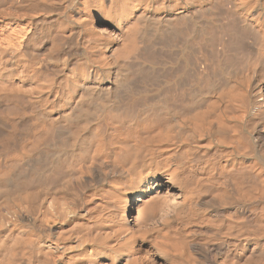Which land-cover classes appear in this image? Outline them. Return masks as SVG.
I'll return each instance as SVG.
<instances>
[{"label": "bare ground", "instance_id": "obj_1", "mask_svg": "<svg viewBox=\"0 0 264 264\" xmlns=\"http://www.w3.org/2000/svg\"><path fill=\"white\" fill-rule=\"evenodd\" d=\"M50 1L0 39V264H264V0Z\"/></svg>", "mask_w": 264, "mask_h": 264}, {"label": "rangeland", "instance_id": "obj_2", "mask_svg": "<svg viewBox=\"0 0 264 264\" xmlns=\"http://www.w3.org/2000/svg\"><path fill=\"white\" fill-rule=\"evenodd\" d=\"M13 1V0H12ZM12 1L11 0H9V4L11 3L12 4ZM50 2H52V1H50V0H48V3H47V5L45 4V3H40L38 0H37V3H38V5H40L38 8H41L40 10H38V11H40V12H32V11H28V10H26V11H16V9H13V8H10V6H9V4L8 5H6L5 7H3L2 9V11L0 12V39L1 38H3L4 36V38H5V40L7 41L8 40V38L6 39V36L7 37H9V35H10V37L9 38H11L12 36H14L15 34L13 33V32H15V31H17L18 29L22 32L23 31V28H21V26L23 27V26H25L24 27V29H29V33H31V31H32V28H33V24H34V22L37 24V29L39 28V30H37L38 32L41 30V29H43L44 30V28L46 29L48 26H49V28H54L55 26H52L53 25V20H54V18H55V20H56V18H59V16L62 14V12H63V10H61V9H63L62 7H61V4L59 5V4H54L55 6H53V4H50ZM53 3V2H52ZM50 4V5H49ZM42 5V6H41ZM46 5V6H45ZM52 5V7H51V9H50V6ZM9 6V8H7V9H4V8H6V7H8ZM43 6H45V8L44 9H46L45 11H44V9H42V7ZM48 7V8H47ZM54 7V8H53ZM58 7V8H57ZM60 7V8H59ZM37 8V9H38ZM57 8V9H56ZM9 9V10H8ZM13 10V11H11V10ZM48 9H50L49 11H50V13H48ZM53 9L54 10H57L58 11V14H57V11L56 12H54L53 11ZM59 9V10H58ZM4 10H6V11H4ZM15 10V11H14ZM43 10V11H42ZM51 10H52V12H51ZM61 10V11H60ZM11 11V12H10ZM27 11H28V13H27ZM41 11L42 12H44L43 13V15H42V13H41ZM14 12H15V15H11V14H14ZM18 13V15H16L17 13ZM24 12H26L29 16H25V15H27V14H25V15H22V14H24ZM47 13V15H46V13ZM60 12H61V14H60ZM68 11H66V14H68L69 12H70V10H69V12L67 13ZM37 13V14H36ZM39 13V14H38ZM41 13V14H40ZM56 13V14H55ZM64 13V12H63ZM21 16H25V17H27V18H25V17H21ZM48 14H49V16H48ZM36 16V15H38L36 18L34 17V16ZM17 16H18V18H17ZM33 16V17H32ZM43 16H45L44 18H43ZM58 16V17H57ZM39 17H41V19L39 18ZM20 18H23V20L22 19H20ZM32 18H34L33 20H38V23L36 22V21H33L32 20ZM47 18V19H46ZM29 20V21H27V20ZM39 19H40V21H39ZM52 19V20H51ZM51 21V22H50ZM22 22V23H21ZM23 22H28V23H26V25H25V23H23ZM32 22V23H31ZM49 22V23H48ZM46 23L48 24V26L46 25ZM50 23H52V25L50 24ZM6 24V25H5ZM16 25L17 27H15L14 25ZM21 25V26H20ZM29 25H30V27H29ZM32 25V26H31ZM46 25V26H45ZM54 25H55V23H54ZM40 26V27H39ZM43 26H44V28H43ZM11 27V28H10ZM21 29H20V28ZM42 27V28H41ZM14 28H16V30L14 29ZM11 29L12 30H15V31H13V32H11ZM11 32V33H10ZM20 32V34H22ZM37 32V33H38ZM18 34H19V31H18ZM17 33H16V38H19L20 37V35H18ZM3 35V36H2ZM12 35V36H11ZM15 36H14V38L12 37V41L14 42V41H16L17 42V39L15 38ZM3 38V39H4ZM3 39H1V40H3ZM14 39V40H13ZM16 39V40H15ZM11 40V39H10ZM9 40V41H10ZM45 41H48V40H45ZM71 41V40H70ZM66 42V44L65 43H62V46L61 47H63V45H64V47H65V49H67L66 51H64L65 49H64V47L62 48V51H64V53L65 52H67L68 54H69V56L70 57H79V50H77V48L75 49V50H73L75 47H76V45H72L71 44V42ZM15 43V42H14ZM67 44H68V46H67ZM73 46V48H72V46ZM44 43H42L41 44V48H39V46L37 47L38 49H39V52H41V53H39L38 52V54H45V53H47L48 52V48H50L51 49V46H45V48H44ZM75 46V47H74ZM46 47H47V50H45L46 52H44V49H46ZM64 49V50H63ZM73 50V51H72ZM77 50V51H76ZM38 51V50H37ZM62 55H64V53L63 52H60ZM66 54V53H65ZM72 54V55H71ZM75 56H74V55ZM49 76V75H48ZM51 77H53V76H51ZM48 78H50V76L48 77ZM53 79H54V77H53ZM52 78L51 79H49V80H53ZM54 82V81H53ZM214 245H216V243H214Z\"/></svg>", "mask_w": 264, "mask_h": 264}]
</instances>
